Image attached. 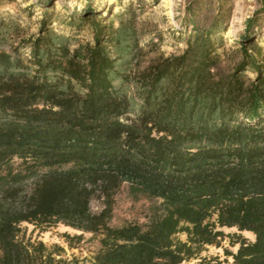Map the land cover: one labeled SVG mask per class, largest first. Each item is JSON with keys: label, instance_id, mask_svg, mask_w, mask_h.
Wrapping results in <instances>:
<instances>
[{"label": "trees", "instance_id": "obj_1", "mask_svg": "<svg viewBox=\"0 0 264 264\" xmlns=\"http://www.w3.org/2000/svg\"><path fill=\"white\" fill-rule=\"evenodd\" d=\"M106 31L95 25L92 44L72 51L37 37L32 73L0 51V264H181L225 238L236 251L200 264H264L262 49L243 36L239 59L223 61L206 30L141 66L133 30ZM129 57V73L118 71ZM115 77L134 84L135 117ZM123 185L133 199L161 201L146 222L109 225ZM23 224H61L81 232L64 235L69 248L84 233L99 247L89 262L64 258L26 238Z\"/></svg>", "mask_w": 264, "mask_h": 264}, {"label": "rangeland", "instance_id": "obj_2", "mask_svg": "<svg viewBox=\"0 0 264 264\" xmlns=\"http://www.w3.org/2000/svg\"><path fill=\"white\" fill-rule=\"evenodd\" d=\"M264 0H0V51L12 58H19L32 73L30 64V41L39 36L47 37L53 46H66L70 51L86 44H92L95 25L102 29L105 38L107 27L117 28L122 22L133 30L129 49L137 55L141 66L157 55L169 56L181 53L195 33L211 30L213 49H218L221 59L237 60L240 41L253 43L262 49L264 58ZM251 25L245 30V22ZM109 47V46H108ZM110 49H113L110 47ZM134 60L125 58L118 62L117 70L129 73ZM253 78L251 70L243 73ZM115 88L131 97L128 115L135 117L140 100L135 94V86L115 77ZM159 199L128 196L127 185H123L115 197V204L109 225L119 227L127 222L144 223L160 206ZM99 209L97 202L92 205ZM25 237L31 241H41L48 248L58 245L65 251L63 257L76 256L88 262L98 249L96 239L84 233L83 240L69 248L64 238L81 232L58 224L45 231L23 224ZM225 235L238 233L235 228H223ZM248 241L254 235L240 233ZM185 241L184 234L176 235ZM74 243V242H73ZM238 246L230 247L225 238L220 247L204 246L198 256L181 264H200L204 258L218 257L223 260L226 248L235 252ZM231 262V259H228Z\"/></svg>", "mask_w": 264, "mask_h": 264}]
</instances>
